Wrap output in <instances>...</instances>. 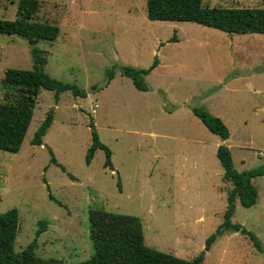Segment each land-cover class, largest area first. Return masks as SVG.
<instances>
[{"label": "rangeland", "instance_id": "374dc122", "mask_svg": "<svg viewBox=\"0 0 264 264\" xmlns=\"http://www.w3.org/2000/svg\"><path fill=\"white\" fill-rule=\"evenodd\" d=\"M19 1L0 0V19L13 20ZM38 1L35 21L59 28L56 40L35 45L44 71L86 97L65 92L56 101L40 90L20 150H0V214L18 211L15 252L36 240L40 259L86 262L94 255L89 216L107 212L138 218L147 247L180 259L203 253L202 264H264V176L252 179L255 205L237 202L230 219L257 238L260 251L249 235L223 230L232 186L216 156L224 144L236 171L264 167V35L150 21L146 0ZM202 5L264 9V0ZM31 49L25 39L0 34V101L5 70H31ZM155 62L142 75L145 90L121 74ZM193 109L219 118L228 140L212 134ZM49 113L42 145H31ZM90 122L111 151L112 170L102 150L85 162ZM40 222L46 227L36 236Z\"/></svg>", "mask_w": 264, "mask_h": 264}, {"label": "trees", "instance_id": "16d2710c", "mask_svg": "<svg viewBox=\"0 0 264 264\" xmlns=\"http://www.w3.org/2000/svg\"><path fill=\"white\" fill-rule=\"evenodd\" d=\"M202 2L203 0H146V17L150 21L195 23L229 35H264V9L210 8L203 7ZM39 9L38 0H20L13 20L0 19V34L25 39L32 46L33 59L31 70L6 69L4 72L0 101V150L9 153H17L21 148L40 90L53 92L56 101L65 92H70L74 97H86L85 90L58 81L44 71L46 59L35 45L40 41L56 40L59 28L56 25L35 21ZM156 65L155 62L148 70L125 67L121 74L131 79L136 89L145 90L142 75L150 72ZM112 77L111 74L110 79ZM192 112L222 142L229 138V131L219 118L199 109H193ZM51 123L52 113H49L35 131L31 145H42V137ZM89 127L91 145L85 155L86 164L91 163L96 150H102L105 153L104 167L112 170L111 151L100 142L92 122L89 123ZM216 156L223 169L224 179L232 186L227 193L223 230L249 235L254 246L261 251L257 238L241 229L240 225L230 222V219L237 202L245 208L255 205L258 192L252 179L264 176V167L248 172L236 171L231 153L224 144L217 147ZM51 161L58 165L53 155ZM89 222V238L93 244L94 255L90 260L80 264H202L204 260L203 253L188 261L147 247L144 244L141 221L133 216L95 212L90 214ZM39 225L41 229L37 230L36 236L44 231L46 222H40ZM18 227L17 209L0 214V264H66L62 260L38 258L34 253L36 240L16 253L14 246ZM221 234L218 229L207 239L205 252Z\"/></svg>", "mask_w": 264, "mask_h": 264}, {"label": "crops", "instance_id": "0c3cea01", "mask_svg": "<svg viewBox=\"0 0 264 264\" xmlns=\"http://www.w3.org/2000/svg\"><path fill=\"white\" fill-rule=\"evenodd\" d=\"M229 136H230V135H229ZM227 140H228V139H227ZM227 140H226V141H227ZM226 141H225V142H226Z\"/></svg>", "mask_w": 264, "mask_h": 264}]
</instances>
